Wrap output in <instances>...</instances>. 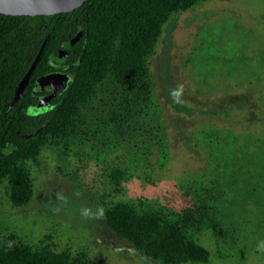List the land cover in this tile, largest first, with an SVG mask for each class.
Returning a JSON list of instances; mask_svg holds the SVG:
<instances>
[{"label": "rangeland", "instance_id": "374dc122", "mask_svg": "<svg viewBox=\"0 0 264 264\" xmlns=\"http://www.w3.org/2000/svg\"><path fill=\"white\" fill-rule=\"evenodd\" d=\"M143 108L110 83L74 140L31 165L34 195L0 187V245L50 241L100 264H159L112 230L102 201L190 216L211 264H264V0H208L165 24ZM125 171L121 191L110 176Z\"/></svg>", "mask_w": 264, "mask_h": 264}, {"label": "trees", "instance_id": "16d2710c", "mask_svg": "<svg viewBox=\"0 0 264 264\" xmlns=\"http://www.w3.org/2000/svg\"><path fill=\"white\" fill-rule=\"evenodd\" d=\"M207 1L84 0L71 11L54 14L0 13V187L8 186L14 206L31 201V165L41 164L43 149L78 136L83 109L100 85L120 88L123 99L135 106L149 103V59L165 24L176 13ZM36 58L23 93L14 101ZM50 73L65 74L67 85L45 111L34 114L32 106L43 92L37 81ZM124 174L120 168L110 173L117 191ZM101 205L109 227L146 258L159 264H211V251L190 232L189 212L181 219L127 200L106 199ZM0 264L100 262L89 251L18 240L12 246L0 245Z\"/></svg>", "mask_w": 264, "mask_h": 264}, {"label": "water", "instance_id": "95a60500", "mask_svg": "<svg viewBox=\"0 0 264 264\" xmlns=\"http://www.w3.org/2000/svg\"><path fill=\"white\" fill-rule=\"evenodd\" d=\"M84 2V0H0V13L12 15H37V14H54L58 12L71 11ZM74 39L69 44H73ZM37 63L34 59L28 71L23 76L15 92L14 101L23 93L29 78ZM67 85V76L61 73H50L37 81V87L41 90H51V93L40 98L32 106V113L37 114L45 111L50 100L60 93Z\"/></svg>", "mask_w": 264, "mask_h": 264}, {"label": "flooded vegetation", "instance_id": "af4514ba", "mask_svg": "<svg viewBox=\"0 0 264 264\" xmlns=\"http://www.w3.org/2000/svg\"><path fill=\"white\" fill-rule=\"evenodd\" d=\"M42 94L38 96V99L40 100L41 97L46 96L47 94L51 93V90H42Z\"/></svg>", "mask_w": 264, "mask_h": 264}, {"label": "clouds", "instance_id": "9594fccd", "mask_svg": "<svg viewBox=\"0 0 264 264\" xmlns=\"http://www.w3.org/2000/svg\"><path fill=\"white\" fill-rule=\"evenodd\" d=\"M261 248L264 249V245H261Z\"/></svg>", "mask_w": 264, "mask_h": 264}]
</instances>
